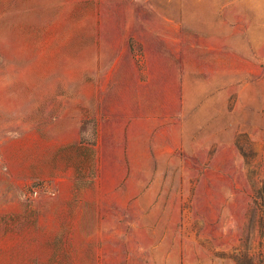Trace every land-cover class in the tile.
<instances>
[{"label": "rangeland", "instance_id": "obj_1", "mask_svg": "<svg viewBox=\"0 0 264 264\" xmlns=\"http://www.w3.org/2000/svg\"><path fill=\"white\" fill-rule=\"evenodd\" d=\"M0 264H264V0H0Z\"/></svg>", "mask_w": 264, "mask_h": 264}, {"label": "trees", "instance_id": "obj_2", "mask_svg": "<svg viewBox=\"0 0 264 264\" xmlns=\"http://www.w3.org/2000/svg\"><path fill=\"white\" fill-rule=\"evenodd\" d=\"M71 147H72V145H71ZM76 149L79 150L83 154V156L89 154L91 156V159L95 160L94 150H91L85 146H82V144H78Z\"/></svg>", "mask_w": 264, "mask_h": 264}]
</instances>
